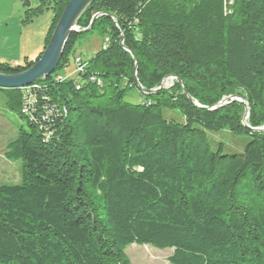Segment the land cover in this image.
<instances>
[{
    "label": "trees",
    "instance_id": "16d2710c",
    "mask_svg": "<svg viewBox=\"0 0 264 264\" xmlns=\"http://www.w3.org/2000/svg\"><path fill=\"white\" fill-rule=\"evenodd\" d=\"M234 1L226 15L225 0H95L56 73L0 89L28 125L5 151L23 170L0 183V264H130L131 245L173 250L171 264H264V0ZM70 2L23 0L25 22L53 14L45 48ZM94 34L106 47L77 56L85 72L60 74ZM231 97L247 122L245 103L217 107ZM225 130L248 138L243 153L213 150L207 134Z\"/></svg>",
    "mask_w": 264,
    "mask_h": 264
},
{
    "label": "rangeland",
    "instance_id": "374dc122",
    "mask_svg": "<svg viewBox=\"0 0 264 264\" xmlns=\"http://www.w3.org/2000/svg\"><path fill=\"white\" fill-rule=\"evenodd\" d=\"M52 14V13H51ZM2 17L6 19L10 14H8L6 9H3L1 13ZM52 20H53V14ZM18 21L17 16L13 18V22L10 21L9 24L0 28V45L6 44L8 37H10V45H17L21 41L20 29L16 26ZM52 23V22H51ZM7 39V40H6ZM104 38L99 35H89L84 39H80L75 45V53L79 54L85 60H90L100 49L103 47ZM2 49V48H1ZM3 48L1 52V57L6 59L7 52ZM9 59V58H7ZM7 61V60H6ZM3 62V61H0ZM11 63V62H3ZM23 63V62H22ZM20 63V64H22ZM12 64V63H11ZM71 73V74H70ZM60 74L66 76L69 74L70 77L76 78V70L74 66V59L71 57V65L65 68ZM166 86L172 83V79L166 82ZM134 101L139 102V98L134 96ZM231 100V99H229ZM227 100L224 105L237 100ZM224 101V100H223ZM240 102V101H238ZM223 105V106H224ZM248 107V106H247ZM248 117H244L243 122H247L251 115L250 109L247 110ZM167 116L174 118L176 121H182L180 116L167 113ZM246 116V115H245ZM24 127L28 128L26 120L22 119L20 114L10 110L6 104V97L0 92V183L8 185H19L22 183V170L23 162H9L5 157V151L7 145L13 141L18 133V130ZM209 142L213 148L216 150L219 146H222L226 153H243L246 144L248 143V138L245 136L233 135L229 131H221L208 133ZM126 256L130 264H171L169 259L173 254V250H158L150 246H138L131 245L126 251Z\"/></svg>",
    "mask_w": 264,
    "mask_h": 264
},
{
    "label": "water",
    "instance_id": "95a60500",
    "mask_svg": "<svg viewBox=\"0 0 264 264\" xmlns=\"http://www.w3.org/2000/svg\"><path fill=\"white\" fill-rule=\"evenodd\" d=\"M94 1L95 0H71L70 4L68 5V7L65 9V11L62 14L60 21L58 25L56 26V29L51 37L50 42L48 43L46 48L43 50V54L41 58L38 61H36L32 67H30L27 70H24L23 72L13 74V75L0 74V89L12 90V89L27 88L35 84L38 80L47 79L50 76H52L54 73H56L71 35L87 34L93 28L94 22L98 18V16H96L92 20L90 27L84 30H80L78 28V22L81 16L86 11V9ZM123 41H124V38H122V42H121L122 45H123ZM124 49L127 50L125 47ZM135 75L137 77V67L135 68ZM179 83L181 86H183L180 80H179ZM138 86L141 88L140 85ZM162 88L163 86L160 87L159 90ZM141 90L142 92L147 93L145 89L141 88ZM186 96L188 100L192 101V98L190 97V95L186 94ZM229 99L233 101L237 100V101L245 103L246 109H248L247 103L244 100L237 98V97H231ZM229 99H225L224 101L219 103L217 107H223L224 103ZM194 104L197 107L207 109L209 111H213L217 109V107H214V108L202 107L197 102H194ZM245 117L246 118L248 117V113H246ZM254 130L261 131V130H264V128L254 129Z\"/></svg>",
    "mask_w": 264,
    "mask_h": 264
},
{
    "label": "crops",
    "instance_id": "0c3cea01",
    "mask_svg": "<svg viewBox=\"0 0 264 264\" xmlns=\"http://www.w3.org/2000/svg\"><path fill=\"white\" fill-rule=\"evenodd\" d=\"M29 2L31 8L39 5V0H29ZM3 9H6L8 14H10L6 19L1 15ZM25 10L23 0H0V28L9 24L10 21L13 22V18L17 16L16 26L20 29L21 37V41L17 45H10V37H8V40L6 39V44L0 45V61H9L12 65H19L24 62L25 58L35 61L45 48L46 37L52 22L51 12H44L32 21L25 22ZM1 48L6 49V59L1 57ZM77 56L81 55L75 53L73 57ZM66 76H69V74Z\"/></svg>",
    "mask_w": 264,
    "mask_h": 264
},
{
    "label": "built area",
    "instance_id": "2783aa9c",
    "mask_svg": "<svg viewBox=\"0 0 264 264\" xmlns=\"http://www.w3.org/2000/svg\"><path fill=\"white\" fill-rule=\"evenodd\" d=\"M234 4H235L234 0H225V11L224 12L226 15H231L233 13ZM105 47L106 46L103 45V48H105ZM74 66H75V70H76V76L85 72L86 66L84 65V62L81 58H79V57L75 58ZM89 82L97 85L98 87L104 86L103 79L98 77V76H95V75L89 76ZM32 86H30V87H32ZM30 87L23 88V89H28ZM24 111L26 112V109Z\"/></svg>",
    "mask_w": 264,
    "mask_h": 264
},
{
    "label": "bare ground",
    "instance_id": "6f19581e",
    "mask_svg": "<svg viewBox=\"0 0 264 264\" xmlns=\"http://www.w3.org/2000/svg\"><path fill=\"white\" fill-rule=\"evenodd\" d=\"M166 86V85H165Z\"/></svg>",
    "mask_w": 264,
    "mask_h": 264
}]
</instances>
